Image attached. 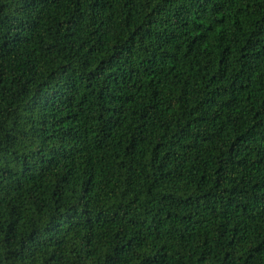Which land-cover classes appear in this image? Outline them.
I'll use <instances>...</instances> for the list:
<instances>
[{
  "label": "trees",
  "instance_id": "trees-1",
  "mask_svg": "<svg viewBox=\"0 0 264 264\" xmlns=\"http://www.w3.org/2000/svg\"><path fill=\"white\" fill-rule=\"evenodd\" d=\"M0 264H264V0H0Z\"/></svg>",
  "mask_w": 264,
  "mask_h": 264
}]
</instances>
